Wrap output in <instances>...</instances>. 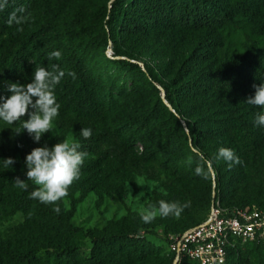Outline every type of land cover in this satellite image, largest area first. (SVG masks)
<instances>
[{
	"label": "trees",
	"instance_id": "obj_1",
	"mask_svg": "<svg viewBox=\"0 0 264 264\" xmlns=\"http://www.w3.org/2000/svg\"><path fill=\"white\" fill-rule=\"evenodd\" d=\"M69 6L70 0H8L0 11V95L9 83L31 82L36 68L51 70L57 64L66 75L55 88L61 107L53 123L72 134L80 151L92 155L81 167V174L88 173L69 189L76 195L67 207L61 201L56 214L55 205L30 199L36 186L26 181L16 159V154L24 157L41 147L46 133L37 143L24 138L23 120L14 125L0 121V204L22 214L9 236L0 238V264H134L162 250L146 229L159 225L164 234L182 231L206 216L212 199L221 206L253 204L264 209V127L254 123L256 113L264 109L246 103L254 95L253 85L264 83V0H109L87 24L80 26L75 17L53 30ZM19 7L26 9L28 19L9 26L10 13ZM100 20L99 32L95 25ZM84 35L90 37L89 48L104 45V51L109 46L113 56H123L111 59L129 81L113 98L102 93L76 51L75 40ZM192 35L194 43L166 82H154L146 63L124 54L157 36L175 46ZM53 51H60L61 59L49 60ZM82 128L92 130L91 138L80 135ZM58 142L55 139L49 148ZM221 147L232 149L241 163L229 168L228 162L218 160ZM9 157L15 163L6 167L4 159ZM99 163L113 164V182L104 183L91 172ZM197 167L202 174L196 173ZM160 173L163 192L152 188L148 203L158 207L160 200L188 202L178 219L157 216L144 223L126 208L119 218L100 226L71 223L75 203L87 191L119 194L128 174L159 179ZM16 178L28 189L17 187ZM77 239L89 243L84 254ZM165 240V253L154 264L171 263ZM262 249L259 240L229 247L224 264H242ZM263 255L256 264H264ZM182 264L195 262L185 259Z\"/></svg>",
	"mask_w": 264,
	"mask_h": 264
},
{
	"label": "rangeland",
	"instance_id": "obj_2",
	"mask_svg": "<svg viewBox=\"0 0 264 264\" xmlns=\"http://www.w3.org/2000/svg\"><path fill=\"white\" fill-rule=\"evenodd\" d=\"M109 0H70V6L62 13L60 19L57 20L53 30L60 29L63 23L70 18L77 17L79 25L83 26L89 22L91 14L95 13L100 5L107 3ZM95 28L97 31H101L102 21L96 23ZM90 37L84 35L82 38L75 40V48L79 56L85 62L88 70L92 75L100 82L102 86V93L111 94L112 98L116 95V90L119 86H126L129 81L127 73L121 69L118 64L112 61V57H123L122 55H112L109 46L103 51L104 45L97 49L89 48L86 43ZM158 40L147 39V45L140 49H133L131 52H124L137 61L140 65L142 62L147 64L148 69L154 75V82L157 80L160 82H166L176 69L180 59L188 52L192 44L195 41L194 35L186 40L176 43L175 46L163 42L158 36ZM110 51V53H109ZM105 52V53H104ZM21 84H26L21 83ZM159 85V84H156ZM10 93L7 91V87L2 89V95L7 97ZM104 100V95H103ZM105 107L108 112V121H111V110L108 107V102L104 100ZM170 107V106H168ZM171 108V107H170ZM24 138L27 140H33L26 130L21 131ZM72 137V134L64 129L58 128L54 125L53 131L46 133L41 147H49L55 139L61 141L65 138ZM139 145L136 146L138 151ZM27 155V154H26ZM20 157L16 154V159L19 166L27 172L25 165V157ZM85 159L87 162L92 155ZM188 152H186V158ZM179 163H183V160H178ZM112 163H99L92 167L91 172L102 180L104 183H110L115 180L114 173L112 171ZM86 173L80 174V178L86 175ZM159 179L145 178L143 175L128 174L124 178L123 186L119 194L107 193L100 189H93L87 191L84 196L75 203V209L70 217V221L73 224L79 225L82 228H89L92 226H100L108 219L119 218L128 208L132 212L141 216V213L147 210L150 206L148 203V196L152 188L163 192L161 188L160 179L163 178V174L160 173ZM78 179V180H79ZM76 195L75 192H71L63 201L62 204L67 207L70 199ZM22 219V214L19 211L9 212L5 206L0 204V238L9 236L11 232V226ZM144 233L152 239L156 244L161 245L162 250L159 254L150 255L134 264H154L160 256L165 253L166 235L161 230L159 225H154ZM77 243L80 246V251L84 254L89 246L86 239H77ZM264 249L259 254L252 253L248 255V261L242 264H256L258 258L263 254ZM264 259V255L262 256Z\"/></svg>",
	"mask_w": 264,
	"mask_h": 264
},
{
	"label": "clouds",
	"instance_id": "obj_3",
	"mask_svg": "<svg viewBox=\"0 0 264 264\" xmlns=\"http://www.w3.org/2000/svg\"><path fill=\"white\" fill-rule=\"evenodd\" d=\"M7 2L8 0H0V11L5 9ZM25 12L24 7L15 9L9 15L8 25L24 23L28 19V16L23 15ZM22 30V28H17V31ZM61 57L60 51L48 54L49 60H59ZM65 75V71L60 69L57 64H52L51 70L44 67L36 68L29 83H9L7 91L10 95L0 96V121L14 125L17 121L23 120L22 130H26L34 142L38 143L45 133L53 131V122L59 116L61 105L57 103L55 88ZM67 75L73 79L76 78L74 72L69 71ZM253 87L255 88L254 95L249 97L246 103L264 109V83H260L258 86L253 85ZM25 116H27L26 120L23 119ZM254 123L264 127V111L256 113ZM80 135L84 139H89L92 136V130L82 128ZM80 148L81 144L77 140L68 137L51 148L36 147L26 155V181H31L36 186L30 193V199L38 200L45 205H55L52 211L56 214L60 213L59 203L68 196L69 189L79 179L81 167L88 156V153L80 151ZM216 158L228 162L229 168L234 164L241 163L239 157L229 148L221 147ZM4 162L6 167L15 163L14 159L10 157L4 159ZM195 171L198 175L202 174L200 167H197ZM14 182L20 189H28V184L25 181L16 178ZM188 206V202L181 204L178 201L160 200L158 207L150 205L147 210L142 212L141 219L144 223H151L157 216L161 218L172 216L178 219Z\"/></svg>",
	"mask_w": 264,
	"mask_h": 264
},
{
	"label": "built area",
	"instance_id": "obj_4",
	"mask_svg": "<svg viewBox=\"0 0 264 264\" xmlns=\"http://www.w3.org/2000/svg\"><path fill=\"white\" fill-rule=\"evenodd\" d=\"M166 239L172 253L170 264H182L185 259L195 264H224L227 248L252 240L264 242V209L253 204L221 206L212 199L200 222L168 232Z\"/></svg>",
	"mask_w": 264,
	"mask_h": 264
},
{
	"label": "water",
	"instance_id": "obj_5",
	"mask_svg": "<svg viewBox=\"0 0 264 264\" xmlns=\"http://www.w3.org/2000/svg\"><path fill=\"white\" fill-rule=\"evenodd\" d=\"M158 86V88H160V95L162 96V98H163V90L161 89V87L159 86V85H157ZM163 100L165 101V99L163 98ZM166 102V101H165ZM166 104L169 106V104L166 102ZM171 110H173L172 108H171ZM183 122V121H182Z\"/></svg>",
	"mask_w": 264,
	"mask_h": 264
}]
</instances>
